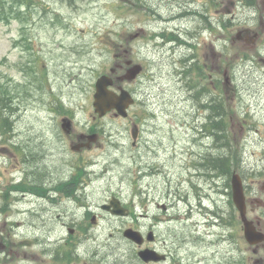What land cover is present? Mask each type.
Instances as JSON below:
<instances>
[{
    "label": "rangeland",
    "instance_id": "rangeland-1",
    "mask_svg": "<svg viewBox=\"0 0 264 264\" xmlns=\"http://www.w3.org/2000/svg\"><path fill=\"white\" fill-rule=\"evenodd\" d=\"M186 10L193 13L184 17ZM178 37L193 45L200 42L198 59L182 69L179 61L192 49L184 48ZM128 60L143 63L147 75L143 86L137 81L130 87L134 95L125 88L136 104L127 119L110 114L99 119L92 107L95 82L101 75L110 76L111 69L116 71L113 78L120 76L117 67L125 68ZM197 66L210 90L205 102L222 99L226 112L218 155L231 162L229 170L244 184L247 217L264 222V208L251 203L262 198L264 205V0H0L1 117L9 122L10 133L15 128L16 145L29 138L45 143L48 174L78 173L81 181L75 199L51 192L55 203L33 198L27 203L22 197L15 205L11 197L21 193L10 191L22 155L12 150L9 132L0 131V264H62L58 258L64 256L70 257L64 264H141L123 230L137 225L145 232L166 211L192 214V223L204 225L199 200L208 208L217 207L224 218H238L240 261L264 262V243L257 253L251 251L238 212L227 201L223 184L230 178L222 177L214 193L184 169L197 107L185 100L180 72ZM195 79L192 72L189 80ZM57 103L73 117L78 133L96 127L97 147L73 154L63 137V144L57 140L59 129L47 131L48 120L60 117L50 109ZM136 119L141 120L139 148L131 146V121ZM208 193L213 200L205 202ZM112 196L133 217L104 213L100 206ZM4 206L7 212H1ZM93 214L95 224L90 222ZM141 214L148 217H138ZM38 217L44 226L40 231L29 227ZM71 225L88 232L69 236Z\"/></svg>",
    "mask_w": 264,
    "mask_h": 264
},
{
    "label": "flooded vegetation",
    "instance_id": "flooded-vegetation-1",
    "mask_svg": "<svg viewBox=\"0 0 264 264\" xmlns=\"http://www.w3.org/2000/svg\"><path fill=\"white\" fill-rule=\"evenodd\" d=\"M181 9H184V7L178 9V13L181 12ZM186 13L187 14L183 15L184 17L193 12L186 10ZM174 19H176L175 16L172 20ZM178 39L183 41V45H185L184 48H187L189 51L192 49L191 53H185L180 59L179 63L182 69L183 67L186 68L196 62L198 59L196 52L200 47V42L193 45L187 39L181 37H178ZM176 46L179 48L180 45ZM174 50L175 48H173L172 54H174ZM213 54L215 55V53ZM133 64L136 63H132L131 60H128L125 68L121 64H119L117 68L121 70L122 72L120 73L123 74L129 66ZM138 65L140 66V71L135 80L131 82H115L111 89L117 91L121 87L127 88L133 94L130 89L132 84L138 81V84L143 86L145 81L144 78L147 77L145 73V65L143 63H138ZM113 71L114 72L111 74L112 76L116 74V71ZM192 72L195 73V81L189 80V75ZM218 73L221 75L219 68ZM180 75L184 76L183 88L186 93L185 100L191 101L193 104L192 107H197V111L194 113L192 118V122H194L192 129L195 132L192 134V139L187 141L188 148L186 150V154L188 158L184 165V169H187L189 178L196 180V183L197 181L201 182L200 180L203 179L206 184L211 186L213 192L215 193L218 192V181H221L222 177H227L228 179V175L224 176L222 156L218 155V152L222 151V99L219 100L217 97L212 99V97H210L209 101L205 102L206 96L210 95V90L206 87V85H204L205 82L203 80H206V78L205 75H203V71L200 69V66H197L194 69H188L187 71H181ZM113 79L115 80L116 77ZM219 85L220 82L216 80L214 82V89L218 90ZM140 92L144 93L142 90ZM135 100L137 99L135 98ZM200 101L202 102L199 103ZM50 107L51 111L60 117H54L48 120L46 123L47 131L55 132L59 129L61 132V138L58 136L57 140L59 143L63 144V139H65V146L68 147L71 153L81 155L98 146L100 133L96 127L92 126V128L89 129V133H78L73 117H71L67 111L63 110L60 103ZM110 115H113V113H110ZM115 119L119 118L115 117ZM138 121L139 123H137ZM140 122V119L131 121V130H133V134L136 133V140H132L131 143L133 148L140 147ZM192 122L188 126H192ZM135 127H137V129H134ZM8 136L12 150H14V152H19L22 155L18 164L19 175L13 178L14 181L11 184L12 191H10L12 193L19 191L21 196L12 198L10 195L11 201H16L15 203L19 205V201L23 197L27 199V203H33L31 198L35 200L34 202L53 200L52 202L55 203V199H51V197L48 196V191L56 192V190H58V193L66 195V198L68 199H75V190L81 182L79 180L80 177L78 176V173L77 175L76 173H72L68 177H65V174L62 172L58 174H48L46 170V159L49 157V154L45 151L46 145L42 140L35 142L32 138H29L26 141H20V143L17 142L16 145V143L12 140H15V137L18 136V134H15V128L14 132L10 133ZM139 158L142 161L143 156L139 155ZM223 185L228 190L229 180H227V182ZM199 188L201 189V185ZM61 189H63V191ZM7 196L8 195H4L6 199H8ZM204 199L205 202L207 199L213 200L211 199V195L209 193ZM112 200L113 203L120 206L119 210L126 214V217H133L129 209L123 205L120 200L113 196L100 206V209H103L104 213L114 216L112 215V208L109 207ZM252 200L253 201L251 203L254 202V204L258 207L264 208L262 198H253ZM227 201L229 204L232 203L230 190H228L227 193ZM214 202L216 203V200ZM199 204L204 208V225L198 222L192 223L190 219L192 214L171 215L166 211L163 215H157V218L153 219L154 223L145 232L137 225L134 227H127L126 229H133L142 234V245L140 247L135 246V250H151L153 252V258L150 264H249L246 260L240 261L238 259V218L232 217V215H228V218H224V215L222 216L216 213L215 209H218L217 207L208 208V206L202 204L200 200ZM102 206L104 207L102 208ZM1 209V212H7L9 210L7 206H4L3 208L1 207ZM162 209L164 211L165 206H163ZM10 212H12V210ZM19 213L20 211L18 214ZM23 213L24 212H22V214ZM28 213L30 214V210ZM90 214L92 213H86L84 217H87ZM195 214L200 216L201 211H198ZM138 217H148V215L141 214L138 215ZM134 218L136 220L135 216ZM217 219L220 220L219 225L216 221ZM261 220L262 218L258 220L250 219L256 230L263 232L262 228L264 227V222ZM187 221H190V224H187ZM90 222L92 224L96 222V216L94 214L91 215ZM180 222H183L184 224H181ZM161 224L163 225V229L159 231L156 227H159ZM29 227L40 231L44 228L43 221L40 217H38V223L29 225ZM74 231L87 233L88 229L81 225L67 226L69 236H73ZM149 232L151 233L152 241H148L146 239ZM159 232L162 233L161 236L159 235ZM263 243L264 241L257 246L249 245L248 247L255 254L260 248H263ZM252 264H264V262L262 260H255Z\"/></svg>",
    "mask_w": 264,
    "mask_h": 264
},
{
    "label": "water",
    "instance_id": "water-1",
    "mask_svg": "<svg viewBox=\"0 0 264 264\" xmlns=\"http://www.w3.org/2000/svg\"><path fill=\"white\" fill-rule=\"evenodd\" d=\"M139 70L140 67L133 66L128 69L124 76L118 78V80L125 79L130 81L137 76ZM112 83V79L106 75L99 77L95 83V93L93 95L92 105L94 108V112L98 115V117H103L107 112L111 110H115L116 115L126 117V109L133 104V98L127 91L121 89L118 94L113 91H110L108 87L111 86ZM133 138H136V133L133 134ZM232 198L237 210L239 211L240 219L243 222V231L245 239L249 244H257L261 242L263 240V235L257 233L252 223L246 219V206L243 187L241 180L237 175H234L232 178ZM113 213L117 215L123 214L120 212V210H114ZM123 235L124 237L133 241L136 244H140L141 242L139 234L132 230H125ZM138 255L145 262H148L152 259L150 251H142L139 252Z\"/></svg>",
    "mask_w": 264,
    "mask_h": 264
},
{
    "label": "trees",
    "instance_id": "trees-1",
    "mask_svg": "<svg viewBox=\"0 0 264 264\" xmlns=\"http://www.w3.org/2000/svg\"><path fill=\"white\" fill-rule=\"evenodd\" d=\"M3 98H0V117L2 116L3 114V110L1 109L2 108V105H3ZM7 124V120L6 119H2V117L0 118V129L5 131L7 129V127L5 126ZM223 131H224V135H225V125L223 126ZM226 165V168H227V160H226V163H225V159H224V166ZM224 169V171H229V169Z\"/></svg>",
    "mask_w": 264,
    "mask_h": 264
},
{
    "label": "bare ground",
    "instance_id": "bare-ground-1",
    "mask_svg": "<svg viewBox=\"0 0 264 264\" xmlns=\"http://www.w3.org/2000/svg\"><path fill=\"white\" fill-rule=\"evenodd\" d=\"M210 117H212V116H210ZM213 119H215V118H213ZM217 119V118H216ZM208 120H209V118H208ZM212 126H213V124H212Z\"/></svg>",
    "mask_w": 264,
    "mask_h": 264
}]
</instances>
